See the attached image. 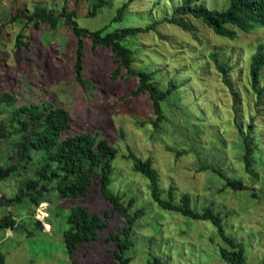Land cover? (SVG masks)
Segmentation results:
<instances>
[{
  "label": "rangeland",
  "instance_id": "1",
  "mask_svg": "<svg viewBox=\"0 0 264 264\" xmlns=\"http://www.w3.org/2000/svg\"><path fill=\"white\" fill-rule=\"evenodd\" d=\"M208 9L224 10L229 0H199ZM127 2L121 19L113 20L117 8ZM181 0H112L100 12L89 15L91 0H0V94L10 93L9 103L0 102V125L12 130L14 110L42 101L65 107L72 118L67 133L90 131L106 138L116 149L109 188L131 211L142 209L130 234L131 246L124 251L128 264H147L156 257L164 264H227L220 256L228 245L208 220L192 219L161 208L151 198L148 181L131 168L124 157L130 149L138 157L150 159L158 175L162 197L170 187L175 201L189 196L196 211L209 206L222 218L224 233L241 244L245 264H261L264 257V65L258 87L251 89L250 60L257 46L264 47V25L249 32L237 30L234 38L217 35L200 19L181 17L184 27L164 21ZM75 11V21L87 30L138 26L158 22L153 29L130 39L135 51L134 68L149 67L160 87L172 78L179 88L163 102L164 118L153 125L150 102L145 95L134 96L135 78H111L114 64L109 51L92 50L85 38L82 61L84 83L76 82L72 69L75 37L59 20L56 27H34L14 10L30 13L35 6ZM25 42L22 50L16 39ZM217 53L226 73L217 70L209 54ZM250 126L256 146L252 166L241 162L240 131ZM14 135L0 137V164L8 158ZM36 160H37V155ZM19 165L0 179V198L11 199L23 178L33 175L36 160ZM217 166L227 176L239 178L247 186L233 190L211 169ZM19 171V172H17ZM83 206L101 215L107 227L91 242L78 246L72 255L65 251L62 229L71 207ZM10 213L15 229L0 230V248L5 264H118L106 241L110 232L125 223L99 194L95 176L88 194L81 198L54 193L36 206L27 201L0 207V215ZM42 228H36L35 219Z\"/></svg>",
  "mask_w": 264,
  "mask_h": 264
},
{
  "label": "trees",
  "instance_id": "2",
  "mask_svg": "<svg viewBox=\"0 0 264 264\" xmlns=\"http://www.w3.org/2000/svg\"><path fill=\"white\" fill-rule=\"evenodd\" d=\"M111 1L91 0L89 15L97 14ZM126 6L127 2H123L117 8L113 20L121 19ZM176 15L181 17L191 15L200 19L217 35L232 39L236 36L237 30L249 32L264 25V0H229L227 8L224 10L208 9L199 0H181L180 5L173 9L171 18L164 17L163 20L184 27L183 23H180V19L175 18ZM11 17L13 20L21 17L26 22H31L34 27L44 24L54 28L59 20H63L75 37L72 69L76 82L84 83L82 77V61L85 55L84 39L88 38L92 50L96 48L108 50L114 64L111 78L116 79L120 76L121 70L125 71L126 76H133L136 84L130 93L134 96L145 95L148 98L153 114L151 120L153 125H158L163 120V102L175 93L179 85L172 78H168L165 88H162L154 78V71L149 67L134 68L132 63L136 54L129 42L140 32L153 29L158 22H153L145 27L128 26L105 32H103L105 28H100L89 31L77 25L74 10H67L65 6L60 10H55L42 5L35 6L30 13H26L24 9L14 10ZM24 43L18 38L15 40L18 50H22ZM209 56L218 71L227 72L228 68L225 63L218 60L216 52L210 53ZM263 65L264 47L259 44L251 56L249 71L250 86L258 98L261 97L258 83L260 69ZM13 98L14 96L10 93L0 94V102L9 103ZM71 121V115L65 107L42 101L17 107L10 121L12 130L0 125V137L14 135V141L11 144L13 149L8 154V158L13 163L9 166L0 164V179L14 170H19V165H23L22 168H24L37 155L33 175L23 178L21 187L11 199L0 198V207L10 202L16 204L23 201L36 206L41 202L48 201L51 193L67 198L85 197L92 184V178L95 176L101 198L108 202L112 210L125 221L119 230L110 232L106 238V241L111 242L110 254L118 264H128L130 258L124 255V251L131 246L129 237L132 228L143 211L142 209L131 211L133 199L130 198L124 204L121 196L109 188L113 170L112 161L117 154V149L106 138L90 131L67 133ZM236 126L241 134L239 145L241 162L245 169L249 170L257 146L254 144L255 136L252 134L250 126H247L244 132L239 123H236ZM124 157L131 160V168L148 181L150 196L157 205L192 219L210 221L228 245V247L220 249L221 258L227 264H245L241 244L224 233L222 218L214 212L213 208L206 206L200 211H196L192 208L190 198L185 193L179 196L178 201H175L172 196V187L169 188L167 197H162L158 186V175L152 167L150 159H142L130 149L127 150ZM199 167L200 169L213 170L224 180L227 187L235 191L247 189L242 180L227 176L217 166L208 167L201 164ZM34 222L36 228H42L39 220L35 219ZM65 222L62 238L68 255H72L81 244L95 240L98 232L107 227V223L101 215L79 205L69 209ZM16 225L17 222L10 213L0 215V230L15 229ZM0 264H5L1 248ZM147 264L164 263L154 257ZM261 264H264V257Z\"/></svg>",
  "mask_w": 264,
  "mask_h": 264
}]
</instances>
